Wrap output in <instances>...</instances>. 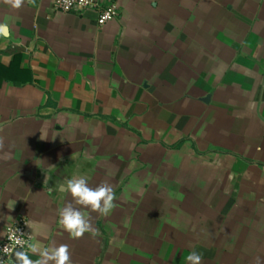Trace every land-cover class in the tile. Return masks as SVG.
<instances>
[{"label":"crops","instance_id":"1","mask_svg":"<svg viewBox=\"0 0 264 264\" xmlns=\"http://www.w3.org/2000/svg\"><path fill=\"white\" fill-rule=\"evenodd\" d=\"M98 1L0 0V240L23 216L73 264H264V0ZM75 173L116 192L97 236L59 224Z\"/></svg>","mask_w":264,"mask_h":264},{"label":"clouds","instance_id":"2","mask_svg":"<svg viewBox=\"0 0 264 264\" xmlns=\"http://www.w3.org/2000/svg\"><path fill=\"white\" fill-rule=\"evenodd\" d=\"M12 9L19 10L23 7L25 0H3ZM10 28L7 23H0V35L9 34ZM3 146L0 138V147ZM74 160L78 154L73 153ZM55 165H49V171L55 172ZM90 177L87 174L75 173L71 177H65L55 185V189L60 193H67L71 196L72 202L67 203L62 209L58 210L59 224L66 231L70 238L80 239L85 233L93 236L99 235L93 228L89 212L82 209H89L101 216L109 215L116 208L117 195L113 186L107 181H103L95 187L89 186ZM52 176L45 173L44 184L48 185ZM79 206V207H77ZM33 253H38L40 259L33 261L24 251H16L13 264H73L72 254L67 244L54 245L47 248H39L31 245ZM188 264H202V257L196 251H192L187 256ZM259 264V258H257Z\"/></svg>","mask_w":264,"mask_h":264},{"label":"built area","instance_id":"3","mask_svg":"<svg viewBox=\"0 0 264 264\" xmlns=\"http://www.w3.org/2000/svg\"><path fill=\"white\" fill-rule=\"evenodd\" d=\"M54 10H83L95 8L97 10V23L102 24L117 14L116 4L110 2L101 6L98 0H52ZM27 221L23 216L9 222L4 229V236L0 240V264L6 263L12 252L16 249L26 251L32 243V235L27 230Z\"/></svg>","mask_w":264,"mask_h":264},{"label":"water","instance_id":"4","mask_svg":"<svg viewBox=\"0 0 264 264\" xmlns=\"http://www.w3.org/2000/svg\"><path fill=\"white\" fill-rule=\"evenodd\" d=\"M16 251H21V250H19V249L14 250V251L12 252V254H11V257L14 256V253H15Z\"/></svg>","mask_w":264,"mask_h":264}]
</instances>
